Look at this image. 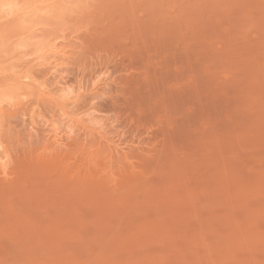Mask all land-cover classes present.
Masks as SVG:
<instances>
[{"label": "rangeland", "instance_id": "rangeland-1", "mask_svg": "<svg viewBox=\"0 0 264 264\" xmlns=\"http://www.w3.org/2000/svg\"><path fill=\"white\" fill-rule=\"evenodd\" d=\"M16 1L0 264H264V0Z\"/></svg>", "mask_w": 264, "mask_h": 264}, {"label": "bare ground", "instance_id": "bare-ground-1", "mask_svg": "<svg viewBox=\"0 0 264 264\" xmlns=\"http://www.w3.org/2000/svg\"><path fill=\"white\" fill-rule=\"evenodd\" d=\"M9 4H15V5H17L18 4V2L16 1V0H0V5H9ZM52 9V8H51ZM55 9V8H54ZM12 10V9H11ZM41 11V10H40ZM10 12V11H9ZM28 40V39H27ZM29 41V40H28ZM27 41V42H28ZM3 42V41H2ZM2 42H0V43H2ZM24 42V41H23ZM48 41H46V43H47ZM25 43H26V41L24 42V43H22L21 42V46L22 45H25ZM36 43V42H35ZM37 44V43H36ZM39 44H41L42 45V42L41 43H39ZM41 45H40V47H41ZM36 46H38L37 48L39 49V45H36ZM52 47V46H51ZM54 47V46H53ZM23 48V47H22ZM51 51V54H56L57 52H58V50H55V48L54 49H50ZM43 51V50H42ZM6 52V51H5ZM23 54V53H22ZM21 54V55H22ZM30 54V53H29ZM62 54V53H61ZM3 55H5V54H3ZM60 55V54H59ZM26 56V55H25ZM38 57V56H37ZM55 57V56H54ZM56 59V58H55ZM55 66V65H54ZM52 67H53V65H52ZM30 71H28L27 69H26V72H24V73H19L18 74V76H19V78L20 79H22V83H24L23 81H30L31 79L32 80H35V78H33V75H31L30 73H29ZM58 77V76H57ZM53 78V77H52ZM55 78H56V76H55ZM54 78V79H55ZM11 79H12V77H11ZM28 79V80H27ZM63 79V77L62 78H59V79H57V80H53V82H54V84H53V86L55 87V88H58V89H60V90H62V89H64V87L65 86H63V84H64V81L62 80ZM17 80V79H16ZM15 80V81H16ZM99 80V79H98ZM5 81V80H4ZM18 81H19V79H18ZM28 81V82H29ZM13 82V83H12ZM28 82H26L27 84H28ZM52 82V83H53ZM6 83V82H5ZM39 83V82H38ZM42 85H43V83H42ZM24 87H25V83H24ZM27 87H29V86H27ZM18 88H21V84H19V85H17V81H16V83L14 82V80H10V81H7V84H2L1 82H0V102H2V101H6V102H8L9 100H11L16 94H18V90H20V89H18ZM71 88V87H70ZM47 89V88H46ZM27 90V89H26ZM71 90V89H70ZM69 91V89H66L65 90V92H68ZM27 92V91H26ZM22 93V92H21ZM56 94V93H55ZM67 95V94H66ZM13 100V99H12ZM45 100V99H44ZM48 100V99H47ZM42 101V100H41ZM12 103V102H11ZM68 104H66V106H67ZM30 116V115H29ZM36 118V117H35ZM30 119H32V115H31V118ZM32 121V120H31ZM30 121V122H31ZM48 121H50V119L48 120ZM47 120L45 121L46 122V124L47 123H49L48 125H50V127H51V129H52V135H56L57 133H58V131H57V127H55V124L53 123V121L51 120L50 122H48ZM44 123V122H43ZM31 124H32V122H31ZM45 124V125H46ZM33 125V124H32ZM47 125V127L48 128H50L49 126ZM102 128V127H101ZM56 129V130H55ZM49 130V129H48ZM1 143V142H0ZM1 144H0V158H2L3 157V154H1Z\"/></svg>", "mask_w": 264, "mask_h": 264}, {"label": "clouds", "instance_id": "clouds-1", "mask_svg": "<svg viewBox=\"0 0 264 264\" xmlns=\"http://www.w3.org/2000/svg\"><path fill=\"white\" fill-rule=\"evenodd\" d=\"M19 7H20L19 5H15V4L0 5V8H3L4 10H8V9L15 10V9H17Z\"/></svg>", "mask_w": 264, "mask_h": 264}]
</instances>
